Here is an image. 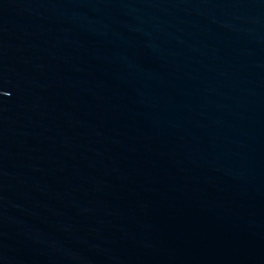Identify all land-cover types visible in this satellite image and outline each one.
Wrapping results in <instances>:
<instances>
[{
  "label": "water",
  "instance_id": "1",
  "mask_svg": "<svg viewBox=\"0 0 264 264\" xmlns=\"http://www.w3.org/2000/svg\"><path fill=\"white\" fill-rule=\"evenodd\" d=\"M0 264H264V0H0Z\"/></svg>",
  "mask_w": 264,
  "mask_h": 264
}]
</instances>
